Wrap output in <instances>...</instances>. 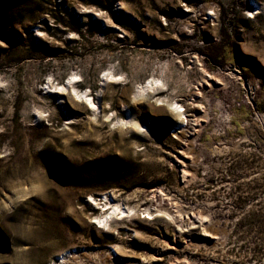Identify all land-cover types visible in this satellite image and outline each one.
I'll return each instance as SVG.
<instances>
[{
	"label": "rangeland",
	"instance_id": "374dc122",
	"mask_svg": "<svg viewBox=\"0 0 264 264\" xmlns=\"http://www.w3.org/2000/svg\"><path fill=\"white\" fill-rule=\"evenodd\" d=\"M60 255L264 264V0H0V264Z\"/></svg>",
	"mask_w": 264,
	"mask_h": 264
},
{
	"label": "bare ground",
	"instance_id": "6f19581e",
	"mask_svg": "<svg viewBox=\"0 0 264 264\" xmlns=\"http://www.w3.org/2000/svg\"><path fill=\"white\" fill-rule=\"evenodd\" d=\"M151 83H154V85H158L161 82L159 79L153 77L151 79V81L147 84L146 87H141L139 89L138 94L145 95V97L148 98L149 94L152 93L155 89ZM71 91H72V95H74L77 99L89 103V100H88V98H86V95L84 93H81V92L78 93L74 89H72ZM156 99H157L156 101H157L158 106L167 105L170 108L172 106H174L173 110L175 111L177 118H181L183 116V114L178 113V106L174 103H169V101L166 97H161V98H156ZM91 107L93 108L94 106H91ZM195 117H197V116L195 115ZM182 119H183L184 123L187 125L188 121H187L186 117H182ZM125 124L129 125L132 128H136V126L134 124H132L131 121H128ZM89 200L93 201L92 198H89ZM105 202H104L103 207L105 210L104 212H106V213L102 214V216H100L98 218H95L94 222H93L94 224H96L97 229H99L101 231L108 229L110 223L113 220H120L123 218H128L130 215H132L134 213L133 209H123L120 206H118L117 204H113L108 200H106ZM141 213L143 215V219H146V220H150V219H153L155 217H163V218H167V219L171 220L172 222H174V224H178V223H176V218L173 215H171V213L168 212V210H166L163 207L155 208V210L151 211L150 206H148V207H145ZM176 213L178 215L180 214V212L178 210H176ZM71 257H68V258L70 259ZM68 258H66L64 255L57 256V263L58 264H70L71 262H69ZM157 260H159V259H157Z\"/></svg>",
	"mask_w": 264,
	"mask_h": 264
}]
</instances>
